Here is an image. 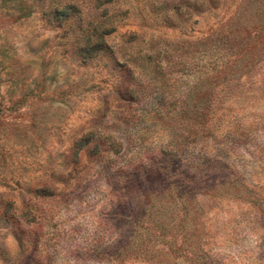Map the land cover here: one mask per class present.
<instances>
[{"label": "rangeland", "instance_id": "obj_1", "mask_svg": "<svg viewBox=\"0 0 264 264\" xmlns=\"http://www.w3.org/2000/svg\"><path fill=\"white\" fill-rule=\"evenodd\" d=\"M0 264H264V0H0Z\"/></svg>", "mask_w": 264, "mask_h": 264}, {"label": "trees", "instance_id": "obj_2", "mask_svg": "<svg viewBox=\"0 0 264 264\" xmlns=\"http://www.w3.org/2000/svg\"><path fill=\"white\" fill-rule=\"evenodd\" d=\"M52 15L56 18L55 20L57 21V24L59 27L60 21L63 20L68 15V6L64 5L62 7H56V6L53 7ZM23 16L27 17L28 13H25ZM105 34L106 33L104 31L100 32V33L93 34V37L95 36L93 43L90 42V36L91 35L86 34L85 38H84V40H85V47L84 48L87 50V52H92L93 50L101 49L103 46V44H102L103 43V36ZM22 96L24 97L25 93H23ZM9 110L10 109L8 108L7 111H9Z\"/></svg>", "mask_w": 264, "mask_h": 264}]
</instances>
